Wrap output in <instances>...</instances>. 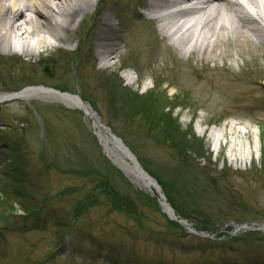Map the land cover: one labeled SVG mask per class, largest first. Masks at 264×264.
<instances>
[{
	"label": "rangeland",
	"instance_id": "obj_1",
	"mask_svg": "<svg viewBox=\"0 0 264 264\" xmlns=\"http://www.w3.org/2000/svg\"><path fill=\"white\" fill-rule=\"evenodd\" d=\"M99 1L80 17L68 57L37 53L35 72L25 58L0 55V95L39 88L81 97L166 188L175 218L111 160L82 110L1 101L0 264H264V231H234L264 224V61L258 70L247 46L187 61L138 21L136 0ZM107 14L122 25L119 58L105 67L96 38ZM228 65L244 72L216 69ZM225 125L216 146L209 135ZM180 220L210 237L188 235Z\"/></svg>",
	"mask_w": 264,
	"mask_h": 264
},
{
	"label": "bare ground",
	"instance_id": "obj_2",
	"mask_svg": "<svg viewBox=\"0 0 264 264\" xmlns=\"http://www.w3.org/2000/svg\"><path fill=\"white\" fill-rule=\"evenodd\" d=\"M245 2L246 4L241 0H144L145 12L135 15L140 20L146 19L152 33H160L166 37L170 45L178 49L182 55L189 57L188 59L199 57L209 62L212 58L225 55L232 48L239 50L240 54V49L247 46L246 51L254 59L259 70L261 67L258 64L264 61V0H245ZM97 3L98 0H0V55L27 58L28 67L35 72L38 70V47L47 48V52H60L68 57L72 51L64 46L73 44L80 17L90 14ZM184 3H189V7L166 15L160 14L164 10ZM110 10L115 13L114 8ZM189 17L193 18V24L186 29ZM121 25L109 14L106 15L96 38V47L102 62L114 55L119 58ZM182 32L180 38H173ZM31 39L36 42L33 46L28 42ZM46 40L53 43H47ZM46 51L40 52V55ZM228 55L231 59V55ZM163 57L161 50L156 58ZM65 63L69 64V61L66 59ZM65 63L62 70L66 73L69 71V66ZM216 69L236 78L244 72L241 69L235 71L229 65ZM189 74L197 75V72L193 69ZM197 76L200 78L199 75ZM124 77L130 85L135 83L132 74L127 73ZM19 98L49 100L82 110L92 120L94 130L111 160L142 187L148 190L154 187L153 182L137 168L130 154L101 127L96 116H93L79 96L38 88L24 91ZM9 99V96L0 95V102ZM227 127L225 125L220 131H212L209 140L216 146L221 145V141L227 137ZM199 132L205 134L204 130ZM228 134L234 137L239 133L231 126ZM163 206L173 217L167 205L163 204ZM234 231L238 232L241 229L236 228Z\"/></svg>",
	"mask_w": 264,
	"mask_h": 264
},
{
	"label": "water",
	"instance_id": "obj_3",
	"mask_svg": "<svg viewBox=\"0 0 264 264\" xmlns=\"http://www.w3.org/2000/svg\"><path fill=\"white\" fill-rule=\"evenodd\" d=\"M44 73L50 75L51 70H50V67L49 66H46V65L44 66Z\"/></svg>",
	"mask_w": 264,
	"mask_h": 264
},
{
	"label": "trees",
	"instance_id": "obj_4",
	"mask_svg": "<svg viewBox=\"0 0 264 264\" xmlns=\"http://www.w3.org/2000/svg\"><path fill=\"white\" fill-rule=\"evenodd\" d=\"M166 188H164V190H165ZM165 192H166V190H165Z\"/></svg>",
	"mask_w": 264,
	"mask_h": 264
}]
</instances>
